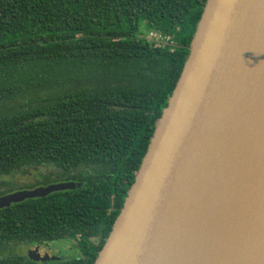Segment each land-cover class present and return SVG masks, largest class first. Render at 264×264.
<instances>
[{
  "label": "trees",
  "instance_id": "trees-1",
  "mask_svg": "<svg viewBox=\"0 0 264 264\" xmlns=\"http://www.w3.org/2000/svg\"><path fill=\"white\" fill-rule=\"evenodd\" d=\"M205 1L0 0V176L45 167L29 189L81 184L0 209V264H93ZM149 31L170 42L148 41ZM61 240L79 255L60 263L12 252Z\"/></svg>",
  "mask_w": 264,
  "mask_h": 264
},
{
  "label": "water",
  "instance_id": "water-1",
  "mask_svg": "<svg viewBox=\"0 0 264 264\" xmlns=\"http://www.w3.org/2000/svg\"><path fill=\"white\" fill-rule=\"evenodd\" d=\"M78 187L18 190L0 209ZM93 264H264V0L205 1Z\"/></svg>",
  "mask_w": 264,
  "mask_h": 264
},
{
  "label": "rangeland",
  "instance_id": "rangeland-1",
  "mask_svg": "<svg viewBox=\"0 0 264 264\" xmlns=\"http://www.w3.org/2000/svg\"><path fill=\"white\" fill-rule=\"evenodd\" d=\"M48 169L45 167H38L36 169L30 168L23 173H10L9 175L0 176V196L6 195L7 191H18L26 190L32 187L35 183H41V176L48 173ZM11 193V192H10ZM50 243V242H49ZM44 243L42 245L32 246H21L13 249V254L26 256L33 255L36 259H43L56 253L58 247H54V243ZM56 244V243H55ZM56 251H54L55 249Z\"/></svg>",
  "mask_w": 264,
  "mask_h": 264
},
{
  "label": "flooded vegetation",
  "instance_id": "flooded-vegetation-1",
  "mask_svg": "<svg viewBox=\"0 0 264 264\" xmlns=\"http://www.w3.org/2000/svg\"><path fill=\"white\" fill-rule=\"evenodd\" d=\"M57 183H61V182H57ZM51 184H54V183H51ZM48 185H50V184H48ZM44 186H47V185H44ZM36 187H39V186H36ZM33 188H35V187H33ZM33 188H31V189H33ZM46 243H49V242H46ZM50 243H54L53 244L54 247L55 248L58 247V249L56 251V249L54 248L55 249L54 251H56V253L53 255H49L46 260H36V258H34L33 255L31 256L29 254L26 255V257L29 258L30 260H34V261H38V262H60L61 263V262H68L69 260H71V259H73L79 255L74 241L61 240V241H54V242H50ZM31 246L34 247V245H31ZM35 247H37V246L35 245Z\"/></svg>",
  "mask_w": 264,
  "mask_h": 264
},
{
  "label": "built area",
  "instance_id": "built-area-1",
  "mask_svg": "<svg viewBox=\"0 0 264 264\" xmlns=\"http://www.w3.org/2000/svg\"><path fill=\"white\" fill-rule=\"evenodd\" d=\"M145 37L148 41H151L156 45H166L170 42L168 37H163L153 31H149Z\"/></svg>",
  "mask_w": 264,
  "mask_h": 264
}]
</instances>
